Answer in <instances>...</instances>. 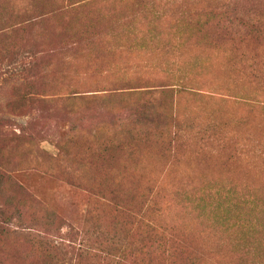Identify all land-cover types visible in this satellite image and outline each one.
<instances>
[{"label":"rangeland","instance_id":"rangeland-1","mask_svg":"<svg viewBox=\"0 0 264 264\" xmlns=\"http://www.w3.org/2000/svg\"><path fill=\"white\" fill-rule=\"evenodd\" d=\"M134 2L0 0V208L11 195L23 206L0 231L3 264L27 263L24 227L42 216L55 231L38 225L40 237L84 244L71 264H264V107L252 97L264 98V0H223L241 13L204 53L186 45L185 64L160 37L145 43L162 55H138L124 23L118 41L89 31L62 47L84 30L79 3L118 16ZM219 2L194 12L212 19ZM33 7L54 11L42 28L22 23ZM187 178L241 199L246 241L209 207L172 199Z\"/></svg>","mask_w":264,"mask_h":264},{"label":"trees","instance_id":"trees-1","mask_svg":"<svg viewBox=\"0 0 264 264\" xmlns=\"http://www.w3.org/2000/svg\"><path fill=\"white\" fill-rule=\"evenodd\" d=\"M21 1L32 3L31 5L35 6L40 0ZM145 1L146 0H142L140 2V0H135V6L133 8L128 9L124 13H119L118 16H114V11L111 12L112 16H110L105 13L108 11H96V9L86 15L84 11L85 5L79 3L75 7V12L78 13L77 22L78 24H82L84 30L77 32L71 31L69 34L63 35L60 40V43L63 45L62 47H69L71 44L72 46L76 45L77 36L83 35L84 33L88 35L89 31L104 36L107 34V37L113 38L114 42L116 40L118 41V33H113L112 29H115L114 27L124 23L123 25L126 26L125 32L129 34V40H131V44L134 47V50L137 51L138 55L146 57L150 52L153 54L156 53L159 56L162 55L161 51L163 49L160 48V46L157 47L153 45V50H151L150 46L145 43L148 41L151 42L156 40L157 37H160L163 41L168 43L166 46H168L170 51L177 52L179 63L185 64L189 61L188 59H191L188 58L189 50H185L186 45H192L190 52L197 50V53L194 56H197L199 53H204V50L202 49L213 45V42L218 43L219 34H226L227 28H230V24L232 23L231 20L234 21L237 14L241 13L239 11L238 13L235 12L236 14H230L226 7H221V5H224L223 0H220L218 6L219 10L217 12L214 11L215 14L212 19H208L209 17L207 13L209 11L206 9H203L199 13L194 12L196 2H198L197 5H199L200 0H151L150 4L144 3ZM240 6H242V3ZM37 10L38 8L33 7L24 12L22 23L27 29L42 28L45 23L44 21L48 16L51 17L54 12L42 9H39V11ZM120 21L122 23H120ZM210 28H212V31H209ZM162 46L164 47L165 45ZM43 52L44 49L41 50L40 47V51L28 50L26 53H29L30 57H36ZM74 62L75 58L71 57V66ZM251 71L253 72L251 74H254L252 68ZM62 78L65 77L62 76ZM177 83L179 86L183 85V82ZM178 89V91H181L182 86L178 87ZM252 97L254 98V103H258L264 107V98L258 99L254 96ZM189 175L194 177L192 174ZM1 180L2 178L0 181ZM193 180L194 179L190 180L187 178V183L182 182L177 188H174L175 191L172 199L179 200V202L184 205H193L194 203L195 205L193 208L197 207L200 211L199 213L209 207L212 214L216 213V222L220 227H227L234 234L233 236L237 241H246L248 235H246L247 231L243 228L245 219L240 217V213H242L244 209V204L241 199H238V197L227 198L226 195H222L218 189L213 190L210 185L204 186V189H202L203 186L198 188V182H190ZM149 196L153 200L152 202L156 204L155 197L152 195ZM7 197L9 196L3 198V201L5 202L2 203L0 208V222L5 225L0 226V231L4 235L11 234L7 230V225L12 219L19 221L18 214L23 210V206L18 202L16 197L13 195H11V198ZM230 199L233 200L230 201ZM27 212H29V207H27ZM33 213H35L34 210ZM27 221L32 224H26L24 227L28 232L26 234L27 237H23L24 242L27 245V249L24 250V252H26V264H71L70 261L74 258V252H76L77 257V260L75 261H78L81 255L87 253L84 244L79 245L73 242L70 243L72 244V247L67 245L66 250H63L61 244L57 245L52 241H49L48 238L40 237L37 233L38 229H42L40 227L48 229L49 231L51 230L52 232L55 231L50 225L47 216H42L41 221L36 217H31ZM38 225L42 226L38 227ZM41 240H43V244L46 246L40 247V244L42 243ZM87 240H85V242ZM36 244L38 245L36 246ZM122 248L116 250L115 253H120L121 255L124 250L128 249L127 247L124 248V250ZM35 253H38L39 255L38 260L35 259ZM4 261V250L1 249L0 264H3Z\"/></svg>","mask_w":264,"mask_h":264}]
</instances>
